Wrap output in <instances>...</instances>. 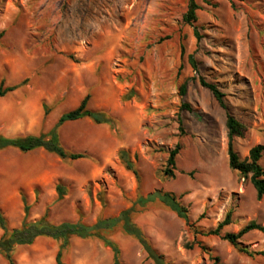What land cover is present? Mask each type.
Listing matches in <instances>:
<instances>
[{"label": "rangeland", "instance_id": "374dc122", "mask_svg": "<svg viewBox=\"0 0 264 264\" xmlns=\"http://www.w3.org/2000/svg\"><path fill=\"white\" fill-rule=\"evenodd\" d=\"M195 2L199 40L182 20L188 0H0V82L25 79L0 97V135L47 132L86 93L89 109L116 120L113 126L89 118L63 123L61 145L88 156L74 161L43 148L0 149V210L9 227L19 226L24 202L29 220L47 210L52 222L81 216L91 225L157 189L179 197L197 230L214 228L228 210L232 222L225 231L237 232L250 220L264 224V196L257 199L249 179L228 166L225 109L198 80L201 75L215 83L244 124V136L234 140L240 158L260 143L264 167V0ZM130 89L134 95L123 100ZM177 141L182 147L175 174L163 177L167 151ZM121 149L129 152L138 179L120 159ZM57 184L66 189L59 199ZM133 221L169 264H214L209 252L224 264H264L263 255L251 257L218 236L194 234L159 201L139 208ZM110 238L119 247V264H155L120 229ZM241 241L264 250L259 230ZM58 245L37 237L16 248L15 262L55 264ZM61 261L112 264L113 252L98 238L72 237ZM0 264H7L1 256Z\"/></svg>", "mask_w": 264, "mask_h": 264}, {"label": "trees", "instance_id": "16d2710c", "mask_svg": "<svg viewBox=\"0 0 264 264\" xmlns=\"http://www.w3.org/2000/svg\"><path fill=\"white\" fill-rule=\"evenodd\" d=\"M233 2L234 0H229ZM242 1V0H241ZM199 8L195 0H188L187 9L182 16L185 23L192 25L193 34L196 40L201 38L198 26L194 24L197 19L196 11ZM4 31H0V38ZM188 61L194 70H197V63L193 54L188 55ZM199 83L206 87L217 100L218 104L225 109V128L227 135V155L228 166L231 170L236 171L239 177L248 178L252 184L256 198L260 199L264 196V167L260 163L262 156L263 145L258 143L253 145L249 150L247 156L240 158L237 151L234 149V140L237 137H243L246 131L244 124L239 121L226 107L224 100V93L218 88L215 83L207 81L203 76H198ZM18 84L4 86L0 82V97L15 90L23 82ZM187 82L184 81L179 86L180 95L186 93ZM134 95L133 90H129L123 94L122 99L128 100ZM90 97L86 93L80 100L78 105L68 111L63 112L55 122V124L47 131L40 132L39 134H27L13 137H6L0 135V149L8 147L17 148L21 152H28L34 149L43 148L49 153L58 156L62 161H74L80 158L88 157L84 152H74L64 148L58 138V128L65 122L74 121L81 118H89L92 122L106 123L110 126L115 125L116 120L103 111H94L87 107V102ZM182 109H189L187 103L181 104ZM44 113L48 112L46 104L43 105ZM184 133L182 128V121L179 119V134ZM182 145L177 141L174 146L167 151L165 164L161 169L163 177H173L176 169V156L179 153ZM120 159L125 167L132 171L134 176L138 179V170L131 160L128 151L121 149L118 152ZM136 158V154H133ZM57 199L61 198L66 189L62 184L56 185ZM23 200V199H22ZM24 201V200H23ZM159 201L163 205L172 210L185 224L194 232V234L201 235H215L230 243L237 251L254 257L257 255L264 256V250L250 249L242 243L241 237L251 231L259 230L264 232V224L261 225L254 220H250L238 229L237 232H230L223 230L227 225L232 222V211L228 210L224 217L216 224L214 228L208 230H197L194 223L190 221L188 215V208L179 200V197L172 191L157 189L146 195H138L131 205L123 210L117 216L98 217L96 222L87 225L81 220V216L76 221H61L58 223L52 222L48 219V211L45 212L34 220L28 219L29 205L24 202L23 218L17 227H9L6 217L0 210V256L6 261L7 264H16L14 254L19 245L31 244L37 237H48L59 241L58 249L55 254V264H62L61 256L62 251L69 245L72 237H95L109 247L113 252V263L119 264V247L115 241L110 238L111 233L120 229L124 234H127L138 241L146 256L151 259L155 264H169L165 261L162 254L152 246L149 239L145 236L141 228L133 221V215L139 208L145 207L149 203ZM199 243V242H198ZM201 247L202 245L199 244ZM214 264H224L220 261L219 257L212 255L209 252Z\"/></svg>", "mask_w": 264, "mask_h": 264}]
</instances>
